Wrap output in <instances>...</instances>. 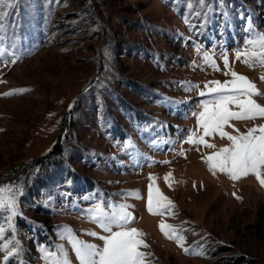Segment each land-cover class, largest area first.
Segmentation results:
<instances>
[{
	"label": "rangeland",
	"instance_id": "rangeland-1",
	"mask_svg": "<svg viewBox=\"0 0 264 264\" xmlns=\"http://www.w3.org/2000/svg\"><path fill=\"white\" fill-rule=\"evenodd\" d=\"M260 9L253 0H0V186L23 190L21 251L7 264H45L40 245H62L79 264L61 226L102 245L87 234H104L86 212L100 201L134 206L131 227L143 233L149 264H264V186L252 174L232 180L209 171L202 157L227 138L205 137L213 149L184 142L200 131L193 113L209 98L199 95L205 83L231 78L223 53L264 93V67L234 55L249 24L264 33ZM203 52L215 54L220 71ZM254 99L264 105V95ZM261 124L230 122L241 133ZM150 173L174 216L147 211ZM161 219L204 254L166 238ZM0 225L7 229L5 219ZM12 239L6 230L0 245ZM13 246L0 248V264Z\"/></svg>",
	"mask_w": 264,
	"mask_h": 264
},
{
	"label": "snow or ice",
	"instance_id": "snow-or-ice-1",
	"mask_svg": "<svg viewBox=\"0 0 264 264\" xmlns=\"http://www.w3.org/2000/svg\"><path fill=\"white\" fill-rule=\"evenodd\" d=\"M185 22H188L187 19ZM246 31L250 38L245 40L243 48L234 53L235 58L249 67H264V33L253 29L251 24ZM197 51L199 52L200 49ZM201 59L213 70L220 71L219 66L215 63L214 53L203 52ZM221 59L226 70L224 74L231 78L223 82L212 80L205 83V90H202L199 95L209 98L201 101L199 112L193 113L200 131L190 132L184 142L213 149L216 146L209 143L205 137L219 134L221 138H227L229 144L202 157L209 171L214 175L217 172L224 173L232 180L252 174L255 175L261 186H264V124L254 125L243 133L235 129L234 125H230L233 120L264 118V105L257 103L254 99L264 93H261L255 83L245 75L231 68L226 53L221 55ZM261 80H264V74H261ZM10 94L4 93V95ZM225 126L233 127L237 134L233 135L224 131ZM127 146L128 144L125 145V147ZM179 154H184L182 149ZM159 163L166 164L169 161H160ZM170 177L171 173L165 175V181L168 182L169 187H171ZM149 181L147 211L161 217L174 216L175 205L155 186L151 173ZM138 191L135 190L137 199L140 198ZM22 195L23 190L19 186H0V218L7 221V229L0 225V235L6 230H11L13 233V239L0 245V248L8 249L9 245L14 243V246L3 256L4 264H7L10 257L18 255L21 251L19 241H15V219L22 215L19 207V197ZM132 207L134 206L125 202L100 201L86 210L88 219L104 233L92 231L87 234L97 237L102 241V245L79 239L70 228L61 226L63 229L61 236L68 240L79 264H149L147 257L150 256V253L141 250L148 247L142 239L143 233L140 229L131 227V224L135 222L133 213L129 211ZM4 213H7L6 217L3 215ZM158 227L166 238L174 240L186 254H204L202 249L195 252L194 249L184 247L185 230L181 226L167 223L161 219ZM57 248L58 251H49L44 245L39 246L45 264H71L63 246L58 245Z\"/></svg>",
	"mask_w": 264,
	"mask_h": 264
},
{
	"label": "trees",
	"instance_id": "trees-1",
	"mask_svg": "<svg viewBox=\"0 0 264 264\" xmlns=\"http://www.w3.org/2000/svg\"><path fill=\"white\" fill-rule=\"evenodd\" d=\"M253 1L255 2L256 6L258 5L261 8L260 10H258V12L260 15H263V18H264V0H253ZM39 179H41V178H39ZM35 189H37V187H35Z\"/></svg>",
	"mask_w": 264,
	"mask_h": 264
}]
</instances>
